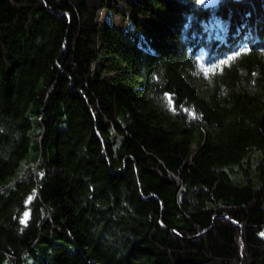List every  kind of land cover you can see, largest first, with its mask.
<instances>
[{"label": "trees", "instance_id": "obj_1", "mask_svg": "<svg viewBox=\"0 0 264 264\" xmlns=\"http://www.w3.org/2000/svg\"><path fill=\"white\" fill-rule=\"evenodd\" d=\"M0 264H264V0H0Z\"/></svg>", "mask_w": 264, "mask_h": 264}, {"label": "water", "instance_id": "obj_2", "mask_svg": "<svg viewBox=\"0 0 264 264\" xmlns=\"http://www.w3.org/2000/svg\"><path fill=\"white\" fill-rule=\"evenodd\" d=\"M236 2L241 0H234ZM220 0H202V6L205 9L213 8L219 4Z\"/></svg>", "mask_w": 264, "mask_h": 264}]
</instances>
